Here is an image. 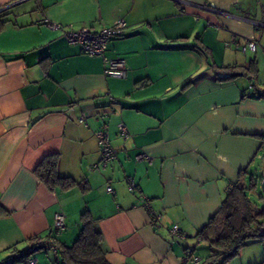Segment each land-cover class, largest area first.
Wrapping results in <instances>:
<instances>
[{
    "label": "crops",
    "instance_id": "obj_1",
    "mask_svg": "<svg viewBox=\"0 0 264 264\" xmlns=\"http://www.w3.org/2000/svg\"><path fill=\"white\" fill-rule=\"evenodd\" d=\"M184 1L185 12L180 0H0L11 18L0 29V260L19 251L49 264L48 252L35 245L54 213L66 216L55 242L69 245L88 210L110 264H187L185 248L195 251L202 241L196 233L228 184L258 178L264 0ZM117 18L126 28L108 41L105 55L123 59L124 78L104 75L101 57L87 56L63 35L83 26L99 30ZM54 22L61 28L48 26ZM247 38L257 39L256 50L236 47ZM252 62L254 77L240 74L247 83L217 75ZM119 123L129 137L118 132ZM100 127L116 157L92 169ZM141 151L151 163L135 158ZM51 153L59 154L58 174L79 185L64 190L40 182L34 168ZM142 197L159 213L158 226L149 225ZM172 224L185 239L171 235Z\"/></svg>",
    "mask_w": 264,
    "mask_h": 264
},
{
    "label": "trees",
    "instance_id": "obj_2",
    "mask_svg": "<svg viewBox=\"0 0 264 264\" xmlns=\"http://www.w3.org/2000/svg\"><path fill=\"white\" fill-rule=\"evenodd\" d=\"M8 15V12L0 11V29L11 21ZM219 68H227V66ZM256 72L257 69L252 62L241 73L250 74V77L253 78ZM231 74L220 75L217 73L221 78L232 77L233 75ZM260 95L264 96V93ZM262 140H264V136H262ZM58 160L59 154L51 153L44 156L37 163L34 173L40 182L48 187H59L64 190L79 185L74 178L58 174ZM262 177L264 176L260 174L257 179L251 178L248 181V186L240 181L231 183L232 187L227 191L218 210L208 219L202 229L196 233V237L202 241H206L210 248L209 255L205 259L201 258L199 264H215L217 256L220 255L226 261L240 252L249 237H264V208L252 207L246 194L247 188L256 187L261 182ZM80 219L82 227L78 236L71 244L55 242L58 248V257L57 259L54 258L53 262L55 264H110L105 251L101 247L103 240L102 233L95 227L94 219L89 211L84 210L80 215ZM51 235L49 231L44 237ZM56 235H52L53 239ZM41 238H38L36 241L35 246L37 248V242ZM18 253L21 256H27L26 253L15 251L4 259ZM261 264H264V261Z\"/></svg>",
    "mask_w": 264,
    "mask_h": 264
},
{
    "label": "built area",
    "instance_id": "obj_3",
    "mask_svg": "<svg viewBox=\"0 0 264 264\" xmlns=\"http://www.w3.org/2000/svg\"><path fill=\"white\" fill-rule=\"evenodd\" d=\"M183 7L182 12H185L187 1L180 0ZM255 26H259L260 22L253 21ZM48 26L52 29H59L61 25L59 23H48ZM126 28V22L123 18H117L111 25L102 27L99 30H92L87 26L80 27L78 29H65L63 30V35L68 43L76 44L80 47L81 51L87 56L94 57L98 56L102 58L103 61V73L108 77L114 78H124L126 76V66L123 59L119 58H109L105 55V50L108 41L115 36H120L124 29ZM236 47L244 52L246 50L254 51L257 47V39L247 38L243 44L236 43ZM85 114H82L80 121H85ZM118 132L125 138L130 136L127 127L123 123L118 124ZM94 135L97 140L98 147L100 149V159L97 163H94L91 168H104L107 164L114 160L116 157V150L110 143L109 133L105 128H98L94 131ZM135 158L137 160H144L147 163H151L153 160L152 156L148 152L141 151L136 154ZM126 184L130 190L136 188L132 177H126ZM232 184L229 183L227 186V191L230 190ZM107 192H113L111 186L106 187ZM141 205L149 214V225L151 227L158 226L159 213H157L150 205V201L146 197H142ZM66 216L62 211H56L53 215V222L50 229L52 235L60 233L66 228L65 222ZM169 232L176 239H185V233L180 229L178 224H172L169 228ZM48 236L38 240L37 246L41 249H48L51 251L55 259L58 257V248L53 239V237ZM182 263L192 262L193 264H199L201 258L195 255L193 247H187L181 257ZM0 264H38L35 259L30 256H21L19 253L14 254L7 259L0 260Z\"/></svg>",
    "mask_w": 264,
    "mask_h": 264
},
{
    "label": "rangeland",
    "instance_id": "obj_4",
    "mask_svg": "<svg viewBox=\"0 0 264 264\" xmlns=\"http://www.w3.org/2000/svg\"><path fill=\"white\" fill-rule=\"evenodd\" d=\"M239 80L246 81V75L238 76ZM260 157L255 159V163L257 164H264V147H262L259 151ZM259 174H264V169L260 171ZM247 184V183H246ZM261 183L257 184L254 188H247L246 194L250 201V204L253 206H257L259 208H264V190L260 185ZM249 184H247L248 186ZM192 239V237H191ZM196 245L195 254L197 256H208L210 253L209 244L204 241H200ZM43 249H39L42 251ZM48 252V263L55 264L53 261L54 257L50 250H44ZM264 261V237L259 236H251L246 240V244L241 248L240 252L227 259L226 261L223 260L222 256H217L215 264H261ZM187 264H193L192 262H188Z\"/></svg>",
    "mask_w": 264,
    "mask_h": 264
},
{
    "label": "water",
    "instance_id": "obj_5",
    "mask_svg": "<svg viewBox=\"0 0 264 264\" xmlns=\"http://www.w3.org/2000/svg\"><path fill=\"white\" fill-rule=\"evenodd\" d=\"M240 74H242V73L241 72H234L231 75L235 76V75H240ZM262 176H264V174H262ZM260 183H261L260 185L262 187V190H264V177H262V180Z\"/></svg>",
    "mask_w": 264,
    "mask_h": 264
}]
</instances>
